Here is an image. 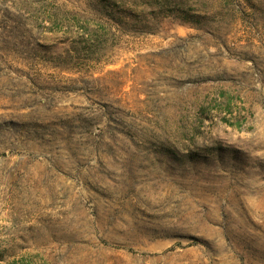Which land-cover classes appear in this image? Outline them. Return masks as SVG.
I'll use <instances>...</instances> for the list:
<instances>
[{
    "label": "rangeland",
    "instance_id": "rangeland-1",
    "mask_svg": "<svg viewBox=\"0 0 264 264\" xmlns=\"http://www.w3.org/2000/svg\"><path fill=\"white\" fill-rule=\"evenodd\" d=\"M0 264H264V0H0Z\"/></svg>",
    "mask_w": 264,
    "mask_h": 264
}]
</instances>
